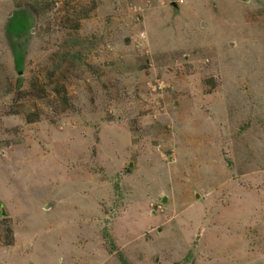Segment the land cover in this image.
Segmentation results:
<instances>
[{
    "label": "rangeland",
    "instance_id": "1",
    "mask_svg": "<svg viewBox=\"0 0 264 264\" xmlns=\"http://www.w3.org/2000/svg\"><path fill=\"white\" fill-rule=\"evenodd\" d=\"M0 200V264H264V0H0Z\"/></svg>",
    "mask_w": 264,
    "mask_h": 264
},
{
    "label": "trees",
    "instance_id": "2",
    "mask_svg": "<svg viewBox=\"0 0 264 264\" xmlns=\"http://www.w3.org/2000/svg\"><path fill=\"white\" fill-rule=\"evenodd\" d=\"M31 12L32 11L29 7H18L11 15L8 16L6 32L10 41L12 39L14 41L16 39L19 40L22 37H28L30 35V31L32 30L35 21ZM14 50H17V52L14 53V65L19 72L23 69L22 52H20L17 47ZM0 204L2 203L0 202ZM112 250H114V247Z\"/></svg>",
    "mask_w": 264,
    "mask_h": 264
},
{
    "label": "crops",
    "instance_id": "3",
    "mask_svg": "<svg viewBox=\"0 0 264 264\" xmlns=\"http://www.w3.org/2000/svg\"><path fill=\"white\" fill-rule=\"evenodd\" d=\"M200 197V196H199ZM199 197H197V198H199ZM198 201V200H197ZM0 202L2 203V201L0 200ZM166 202V201H165ZM2 206H3V203L1 204ZM5 208H6V206H5ZM1 209V208H0ZM53 209H54V206L52 205V206H48V208H47V210L50 212H52L53 211ZM3 219V218H2ZM8 219H10V221H11V224H12V227H13V231H14V236H15V234H16V231H17V229H18V226L15 224V223H13V219L11 218V215H9L8 216ZM248 253H249V255H251L252 253L250 252V250H248L247 251ZM186 259V258H185ZM184 259V260H185ZM32 264H34V263H32ZM194 264V263H193Z\"/></svg>",
    "mask_w": 264,
    "mask_h": 264
},
{
    "label": "water",
    "instance_id": "4",
    "mask_svg": "<svg viewBox=\"0 0 264 264\" xmlns=\"http://www.w3.org/2000/svg\"><path fill=\"white\" fill-rule=\"evenodd\" d=\"M132 166V163L129 165ZM197 197H199L197 195ZM166 201V198L163 200V202ZM5 214L4 210H3V215ZM194 263V257L193 256H189L187 257L185 260H183L180 264H193Z\"/></svg>",
    "mask_w": 264,
    "mask_h": 264
},
{
    "label": "clouds",
    "instance_id": "5",
    "mask_svg": "<svg viewBox=\"0 0 264 264\" xmlns=\"http://www.w3.org/2000/svg\"><path fill=\"white\" fill-rule=\"evenodd\" d=\"M0 208L2 209V207L0 206ZM4 209H6L5 207H4ZM4 209H2V210H4ZM5 212V211H4ZM2 217L5 219V218H8V214H7V212H5V214L3 215V212H2ZM10 248H15L16 246L15 245H10L9 246Z\"/></svg>",
    "mask_w": 264,
    "mask_h": 264
}]
</instances>
